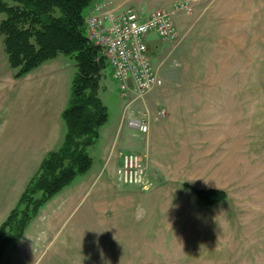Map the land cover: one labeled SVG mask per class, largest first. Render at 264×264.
I'll return each mask as SVG.
<instances>
[{
	"label": "rangeland",
	"instance_id": "obj_1",
	"mask_svg": "<svg viewBox=\"0 0 264 264\" xmlns=\"http://www.w3.org/2000/svg\"><path fill=\"white\" fill-rule=\"evenodd\" d=\"M248 1L227 4L226 16L236 8L243 19L229 15L215 28L204 18V4L178 0L184 5L178 9L174 4L169 12L176 35L147 38L163 79L146 94L153 109L140 105L146 95L123 101L109 66L100 72L98 97L107 120L87 148L90 168L54 193L20 238L6 243L0 264H264V0ZM4 17L0 13V21ZM232 23L237 24L234 37ZM219 33L236 42L212 43ZM16 71L0 35V224L42 159L63 141L61 110L68 103L76 62L58 54L23 76L16 77ZM42 73L48 74L44 80L28 79ZM125 104L150 118L163 109L165 116L175 115L189 127L184 129L187 146H170L164 136L156 147L155 158L173 169L172 176L151 179L146 156L139 154L147 184H118L112 166L104 164L103 143L117 125L115 145L125 127L119 126ZM213 109L221 118L216 130L208 114ZM184 130L174 134L176 140L185 137ZM209 147L215 151L208 152ZM187 159L183 173L178 167ZM191 187L219 189L225 198L202 206ZM138 205L146 210L139 222Z\"/></svg>",
	"mask_w": 264,
	"mask_h": 264
},
{
	"label": "trees",
	"instance_id": "obj_2",
	"mask_svg": "<svg viewBox=\"0 0 264 264\" xmlns=\"http://www.w3.org/2000/svg\"><path fill=\"white\" fill-rule=\"evenodd\" d=\"M91 0H0V35L11 67L20 77L56 57L72 56L76 71L68 103L62 111L65 134L61 145L46 154L17 204L0 224V254L6 243L20 238L38 209L77 175L86 172L92 157L87 148L107 120L98 97L100 72L108 65L85 31L84 14ZM196 202L211 206L225 198L222 190L191 187Z\"/></svg>",
	"mask_w": 264,
	"mask_h": 264
},
{
	"label": "built area",
	"instance_id": "obj_3",
	"mask_svg": "<svg viewBox=\"0 0 264 264\" xmlns=\"http://www.w3.org/2000/svg\"><path fill=\"white\" fill-rule=\"evenodd\" d=\"M179 6L184 7L183 2H177L174 8ZM84 24L88 40L98 46L105 57L123 101L141 100L153 87L162 85L163 79L152 63L147 38L155 34L159 40H166L176 35L171 12L158 9L142 16L129 6L121 9L116 0H99L88 7ZM128 106L123 105L119 126L146 133L149 114L136 113ZM164 114V110L159 109L154 119ZM144 161L136 152H125L115 169L117 183L143 188L147 184Z\"/></svg>",
	"mask_w": 264,
	"mask_h": 264
},
{
	"label": "crops",
	"instance_id": "obj_4",
	"mask_svg": "<svg viewBox=\"0 0 264 264\" xmlns=\"http://www.w3.org/2000/svg\"><path fill=\"white\" fill-rule=\"evenodd\" d=\"M95 1L97 2L99 0H93L92 2H95ZM177 1L178 0H122L120 2V8L123 9L125 7H128V6L132 7V8H137V11L142 16H145V15L149 14L150 12H152L154 10H158V9H164V10L172 11L174 9L173 8L174 4ZM189 2L194 3V4H204V7H202V8H204V9H202L204 11L203 15L205 16L204 17L205 20L208 21V24L211 25V28H215L214 26H216L217 23H219L218 21H220L221 19H223V20L228 19L227 17H229V15H230L231 19H235V20L236 19H239V20L243 19L242 12H239L238 13L239 16H238L236 8H234V11L232 13H229V15L226 16L227 15V11H226L227 4H229V3L240 4V3H242L241 0H189ZM248 2H253V0H249ZM234 7H236V6H234ZM247 17H249V16L247 15ZM224 22L226 23L227 21H224ZM240 22L242 23V21H239V23ZM227 25L228 24H226L225 26H227ZM238 26H240V25H238ZM231 32H232L231 34L234 37L236 35V33L238 32L237 31V24H235V23L233 24V30ZM229 37L230 36H228L226 34L219 33L218 37L212 38V43L216 41L222 45H227L226 44L227 41L236 42L235 38L233 39L231 37L229 39ZM27 75H29V74H27ZM47 75L48 74L42 73L40 75L31 77L28 79L33 80L34 82H38L40 80L46 79ZM25 79H27V78H25ZM211 95H214V93H212ZM167 104L169 106H172L170 102ZM140 105H144V106L148 107V109H153V104H152L151 98L149 97V94L146 95V97L144 99V103L140 104ZM163 106L166 107L164 104H163ZM213 108H214V106H213ZM60 109H62V107ZM63 109L61 110V117H62ZM209 109H211V107L206 108L205 115L207 114ZM215 111H217V110H215ZM215 111L213 109L212 112L208 113V114H210L209 116H212V120L211 119L210 120L212 121V123H214L213 130H216V128H217V122L221 121V118H220L219 114L217 113L218 111L217 112H215ZM150 119L151 120H150V124H149V131L147 134H139V133L137 134V132L134 134L133 132L130 131L129 128L124 127L120 131L119 136L116 139L115 145L112 147V142L115 138V131L117 128V125H116L115 129L110 133L107 140L103 143L104 147L102 148V158L104 159V164L105 163L110 164L112 166L114 173H115L116 167L121 162L122 155L125 152H136L138 154H143L146 156L147 165H148V169H149L148 173L150 175V178L152 176V178L155 180V179H159V178L161 179V178L172 176L171 173H172L173 169L161 166V164H159L158 160L155 158L154 155L156 153V147L158 146V144H160L159 140L163 139L164 136L167 138L166 139L167 144L170 146L173 143L183 144L184 146H187L188 144L185 140H189V135H188V133L185 132L184 129H186V131L188 132L189 127H185L183 122L177 121L175 115H172L170 113L167 114L164 118H162V120L161 119L156 120V119H154V116H151ZM180 130H184L183 133H184L185 137H183L182 139L179 138L178 140H176L174 137L176 135L175 133L180 131ZM124 134H128L129 136L128 135L124 136ZM137 135H139V138H135ZM99 136H100V133H99ZM99 136H98V138H99ZM123 136H124V138H127V140L124 139ZM129 137H133V139H129ZM208 139H210V138H208ZM154 142H156V144H154ZM213 142H216V140ZM188 143H189V141H188ZM214 148L215 147H213L212 149H214ZM212 149H211V147H209L208 152H211ZM214 151H215V149H214ZM191 161H193V159ZM205 162L206 161H204V164H206ZM189 163L190 162L187 159L182 165L179 164L178 168H180L182 166L180 168V171H182L184 173L186 171L185 166L188 165Z\"/></svg>",
	"mask_w": 264,
	"mask_h": 264
},
{
	"label": "clouds",
	"instance_id": "obj_5",
	"mask_svg": "<svg viewBox=\"0 0 264 264\" xmlns=\"http://www.w3.org/2000/svg\"><path fill=\"white\" fill-rule=\"evenodd\" d=\"M145 215H146V210L143 208L142 205H138L135 213V219L139 222L140 220L144 219Z\"/></svg>",
	"mask_w": 264,
	"mask_h": 264
}]
</instances>
